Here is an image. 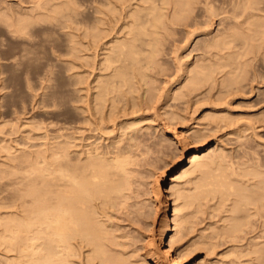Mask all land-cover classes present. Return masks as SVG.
Returning a JSON list of instances; mask_svg holds the SVG:
<instances>
[{
    "label": "bare ground",
    "instance_id": "bare-ground-1",
    "mask_svg": "<svg viewBox=\"0 0 264 264\" xmlns=\"http://www.w3.org/2000/svg\"><path fill=\"white\" fill-rule=\"evenodd\" d=\"M163 1L167 7L161 5L160 8H167V11L156 10L151 2L148 5L137 3V7L128 11L129 20L124 23L127 29L119 35L114 33L107 39L108 42L101 44L102 56L91 71L92 79L85 85L83 104L76 105L82 109L85 107L86 111L93 108L99 115L98 122L107 119L113 127L123 120H117L120 111L128 115L155 108V103L162 97L154 92V77L158 71L151 72L146 68L162 69L158 55L167 33L173 29V23L181 21L187 26L202 24L203 31L207 33L210 32L214 14L229 12L231 15L227 17L237 18L248 7L258 9L252 5L256 0H218L219 3L216 0ZM194 7L196 12L192 13ZM141 10L151 14V17L141 19ZM95 12L100 13L102 9L96 7ZM252 15L254 13L248 12V18L243 21L230 20L228 26H239L246 21L250 24ZM101 19L98 17L99 21ZM255 24L261 25L260 22ZM196 29L188 30L189 35ZM111 30V27H98L97 31H92L90 46ZM143 35H149V38L144 39ZM227 36V31H216L211 36L205 34L197 38L194 44L202 41L201 50L206 52L210 46L225 43ZM137 40H143L149 48H143ZM143 50L147 54L139 56ZM204 59L201 54L189 63L188 59H181L178 69L182 71L183 84L173 89L164 86L162 92L168 90V98L180 99L202 83H211L215 66L201 62ZM134 78L140 86L142 83L146 85L143 94H139L137 100L132 96L117 108L121 89H135ZM224 82L232 88L237 80L222 78L221 83ZM78 96L73 97L76 104ZM208 97L213 100L211 106L221 99L220 95L214 94ZM224 109L219 107L214 113L204 114V121L188 128L186 135L174 132L172 138L176 141H168L182 147L178 158L167 169L170 180L168 198L172 199L170 217L166 215L167 200L158 201L162 193L160 188L149 204L141 202L142 199L140 201L137 197L140 195L136 193L137 187L134 189L140 173L137 171L134 175L137 164H140L138 159L145 156V160L148 159L145 165L148 161L151 165L154 157L157 161L156 154L163 152L167 143L165 139L153 141L148 136L149 142L147 135L134 134L121 146L112 144L110 148H99L98 145L88 144L83 150L76 147L70 149L72 145L69 143L63 145L58 142L50 147V160L45 154L48 148L33 149L31 156L21 155L25 163L18 164L12 176L0 183V208L5 209L4 214L0 211V244L4 249V256L0 259H4L3 264H183L191 245L185 244L182 239L191 229L192 216L211 200H214V209L222 212V221L210 224V230L226 236L233 244L231 246L236 245L234 251L243 241L247 249L242 248L241 251L238 248L239 255L248 256V264H256L253 263L255 258H262L264 254V228L257 234L254 232L253 237L247 235L256 227L264 226V172L256 165L251 166L252 163L244 165V160H240L242 156L233 167L223 147L216 142L208 143L209 136L222 127L221 122L227 124L230 119ZM164 113L167 120L164 124L173 128L182 118L177 110ZM180 137L188 139L187 147L177 143ZM2 147L7 148L8 145ZM187 148L191 149L185 153ZM150 150L151 159L148 158ZM244 151L240 155H245ZM143 158L141 164H144ZM141 164L139 166H145ZM167 165V162L157 165L160 166L159 172L149 170L154 176L153 182L165 174L164 167ZM139 166L137 168L141 169ZM146 169L148 171L149 168ZM159 220L160 228L155 232ZM248 254H255V258ZM260 258L258 261L262 264L264 259ZM237 260L238 264L240 260ZM242 262L244 264L245 260Z\"/></svg>",
    "mask_w": 264,
    "mask_h": 264
},
{
    "label": "rangeland",
    "instance_id": "rangeland-1",
    "mask_svg": "<svg viewBox=\"0 0 264 264\" xmlns=\"http://www.w3.org/2000/svg\"><path fill=\"white\" fill-rule=\"evenodd\" d=\"M150 2L156 10L167 11V8H160L161 5H165L163 0H2L0 2V183L12 176L11 173L16 170V166L25 163L20 156L33 155V149L48 148L45 154L50 160V147L58 142L63 145L69 143L70 146L72 145L70 149L76 147L83 150L88 144L98 145L99 148H110L112 144L121 146L127 143L134 134L147 135L146 137L149 136L153 141L161 138L167 143L164 142L166 145L161 148L163 152L157 153L158 156L155 151L157 159L159 158L157 161L155 154L152 155L153 165L152 163L150 165L149 161L148 165H145L148 159L145 160L144 155V158L140 157L145 160L144 164L138 159L140 164L146 167L137 164L141 169L136 166L134 175H137V171L140 173L137 175L139 181L135 182L134 189L136 190L137 187L136 193L139 192L140 195L137 197L140 201L142 199L141 202L146 204V201L149 204L150 200L155 199V193L160 188L162 193L158 201L167 200L166 215L170 217L172 199L168 198L170 180L167 178L169 175L167 169L178 158L182 147L169 144L168 141H176L172 138L174 132L181 136L186 135L188 128L204 121V114L214 113L219 107L225 108L224 111L229 113L230 119L227 124L221 122L222 127L209 136L208 143L216 142L223 147L228 152L227 160L230 165L233 164V167L240 162L238 159L242 156L240 160H244V165L252 163L251 166L256 165L255 167L264 172V0H256L252 5L258 9L248 7L237 18L227 17L231 15L229 12L212 15L210 32L207 33L203 31L202 24L187 26L181 21L173 23L171 25L173 29L167 33L158 55L162 69L146 68L147 71H158L154 77L156 86L154 92L156 96L161 94L162 97L155 103V108L128 115H123L120 111L117 120H123L112 127L107 119L98 122L99 115L93 108L91 111H86L85 107L82 109L76 106L83 104L82 99L85 98L82 95L85 93V85L92 79L91 71L102 56L100 46L114 33L119 35L127 29L124 23L129 20L130 9L137 7V3L148 5ZM215 2L219 3L218 0ZM96 7H100L102 12H95ZM196 7L192 13L196 12ZM248 12L254 13L251 16L252 23L246 21L239 26H228L230 20H246ZM141 15V19L151 17V14L145 13L144 10H141ZM98 17L102 18L101 21ZM255 22H260L261 25L257 26ZM98 27H111L112 30L107 36L97 38L91 47L90 34L92 31H97ZM196 27V31L189 35L188 30ZM216 31H227L225 43L210 46L206 52L201 50L202 41L194 44L197 38L205 34L211 36ZM143 38H149V35H143ZM136 42L141 43L143 48H149L143 40ZM146 54L147 51H144L139 56L144 57ZM200 54L202 58L205 57L201 62L205 61L204 63L215 66L213 81L202 83L184 98H168V90L162 92L164 86L173 89L183 84V74L178 69L179 61L186 58L189 63ZM77 77L79 79L74 83ZM222 78L236 79L237 82L229 88L226 82L221 83ZM133 82L135 89L132 91L127 87L121 89L123 91L118 94L120 100L116 102L117 108L123 106L132 96L137 100V96L143 94L146 85L142 83L140 86L135 78ZM213 94L220 95L221 99L216 100V105L211 106L213 100L208 96ZM75 95H79L78 104L73 100ZM171 110H177L182 115V118L177 120L175 128L164 124L167 121L164 112ZM133 121L135 123L129 125ZM150 138H148L149 142H151ZM180 138L177 143L180 142L187 147L188 139L186 141L183 137ZM2 145L8 147L3 148ZM190 149L187 148L185 153ZM245 149L247 150L244 151ZM243 151L246 154L240 155ZM149 153L148 158L151 159V150ZM259 159L263 163H260ZM155 161L160 166L163 162L168 163L164 167L165 174L163 173L157 182H153L152 173L159 172L160 166H155ZM146 168H149L148 171ZM213 203L214 200H211L203 204L201 210L192 216L191 229L182 239L185 244L191 245L184 256L183 264L201 262L237 264V258L240 260V262L237 260L238 264H243L241 261L244 260V264H248V261L246 262L248 256L245 258L243 254V258L238 250V248L241 251L242 248L247 249L243 241V247L238 245L234 251L233 247L236 245L231 246L232 243H229L226 236L216 233L219 237L210 230V224L216 225L222 221V212L220 209L215 210ZM4 210L0 208V211ZM160 215L159 211V218ZM160 221L156 224L155 232L160 228ZM256 228L252 233L246 234L247 237L250 235L253 237L255 233L263 230L264 226ZM231 252L238 257L234 258ZM3 254L4 249L0 244V258L4 256ZM263 255L258 259L255 258V254L252 255L254 261L257 260L253 263L257 264L259 258L264 259ZM3 260L0 259V264H3Z\"/></svg>",
    "mask_w": 264,
    "mask_h": 264
}]
</instances>
